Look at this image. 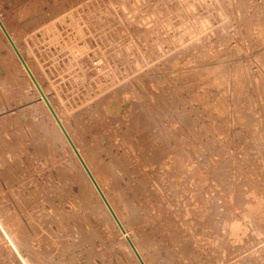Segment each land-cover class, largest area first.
Masks as SVG:
<instances>
[{
  "label": "rangeland",
  "instance_id": "374dc122",
  "mask_svg": "<svg viewBox=\"0 0 264 264\" xmlns=\"http://www.w3.org/2000/svg\"><path fill=\"white\" fill-rule=\"evenodd\" d=\"M0 9L55 104L44 67L77 106L79 132L113 149L104 157L124 165L123 182L145 190L156 239L182 244L191 231L198 252L178 264H264V0H0ZM3 38L0 264H136Z\"/></svg>",
  "mask_w": 264,
  "mask_h": 264
},
{
  "label": "bare ground",
  "instance_id": "6f19581e",
  "mask_svg": "<svg viewBox=\"0 0 264 264\" xmlns=\"http://www.w3.org/2000/svg\"><path fill=\"white\" fill-rule=\"evenodd\" d=\"M15 4V3H14ZM39 10V9H38ZM41 11V10H40ZM13 13H14V11H12ZM31 12V11H30ZM36 12H38V11H36ZM17 12H15L14 14H16ZM20 13V12H19ZM39 13V12H38ZM37 13V14H38ZM26 14V13H25ZM33 14V13H32ZM31 14V15H32ZM46 14V13H45ZM27 15V14H26ZM28 15L29 16H31L29 13H28ZM19 16H20V14H19ZM19 16L16 18L17 20H19L18 18H19ZM11 17V16H10ZM54 17V16H53ZM0 18H1V20H2V22H3V24L5 25V27L7 28V30L9 31V33L11 34V36H12V38L14 39V41H15V43L17 44V46L19 47V49H20V51H21V53L23 54V56L25 57V60L27 61V63H28V65H29V67H30V69L32 70V72H33V74L35 75V77L37 78V80H38V82L40 83V85L42 86V88H43V90L45 91V93H46V95H47V97L49 98V100H50V102L52 103V105H53V107H54V109L56 110V112H57V114L59 115V117H60V119H61V121L63 122V124H64V126H65V128L67 129V131L69 132V134H70V136L72 137V139H73V141L75 142V144H76V146H77V148L79 149V151L81 152V154H82V156H83V158L85 159V161H86V163L88 164V166H89V168L91 169V171H92V173H93V175L95 176V178L97 179V181H98V183H99V185L101 186V188H102V190L104 191V193H105V195L107 196V198H108V200L110 201V203H111V205L113 206V208H114V210H115V212L117 213V215L119 216V218H120V220H121V222L123 223V225H124V227H125V229H126V232L125 233H123L122 232V230L120 229V227H119V225L117 224V222H116V220H115V218L113 217V215H112V213L110 212V210H109V208L107 207V205L105 204V202H104V200H103V198L101 197V195H100V193H99V191L97 190V188H96V186H95V184L93 183V181L91 180V178H90V176H89V174L87 173V171H86V169L84 168V166H83V164H82V162L80 161V159L78 158V156H77V154L75 153V151H74V149L72 148V146H71V144H70V142H69V140L67 139V137H66V135H65V133L63 132V130H62V128H61V126L59 125V123L57 122V120H56V118L54 117V115L52 114V112H51V110L49 109V107H48V105L46 104V102L44 101V99H42V97H41V94H40V92H39V90H38V88L36 87V85H35V83H34V81L32 80V78H31V76L29 75V73H28V71L26 70V68L24 67V65L22 64V62H21V60L19 59V57H18V55H17V53H16V51L14 50V48L12 47V45H11V43L9 42V40H8V38H7V36H6V34L4 33V31H3V29L1 28V26H0V33L2 34V36L5 38V40H6V42L8 43V46H9V48H10V50H11V52H12V55L15 57V59H16V61L18 62V64H19V66H20V68L22 69V71L24 72V74L26 75V77H27V79H28V81H29V83L33 86V88H34V90H35V92H36V94H37V96L39 97V100H41L40 102L42 103V105L45 107V109H46V111L48 112V114H49V116H50V119H52V121H53V124H54V128H55V130L57 131V133H58V135H60V137L63 139V141L65 142V144L67 145V147L69 148V151H70V153L72 154V156L74 157V160L76 161V163L78 164V166L80 167V169H81V171H82V173L84 174V176H85V178H86V180H87V182H88V184H89V186H90V189L92 190V193H94L96 196H97V198H98V200H99V202L101 203V205H102V207H103V209H105V211H106V213H107V216L110 218V220H111V222L114 224V228H116L117 229V232L119 233V235H120V238H122V240H123V242H124V244H125V246L127 247V249H128V251L130 252V255L133 257V259L135 260V263L136 264H141L140 263V261L138 260V258L136 257V255H135V253H134V251L132 250V248L130 247V245L128 244V241H127V239H126V235H129L130 237H131V239L133 240V242L135 243V245H136V247H137V249L139 250V252L141 253V255H142V257L144 258V260H145V262L147 263V264H178L177 263V261H178V259H177V257H179V254H183L182 256H185V257H187V256H189V255H191V253H192V251H193V253L195 254V252L198 250H196L195 252H194V250H192V244H193V240H191L192 239V234H190V232L191 231H189V232H187V234L185 235V237L183 238L182 236V238H183V240L185 239L187 242L185 243V242H183L182 241V244L180 243V242H178V240H176V239H174V235L173 236H171V240H166L165 239V237H163L161 240H160V238H159V240L158 239H156V237H155V235L152 233V231L153 230H156L155 228H153L154 226H152V225H154V221L156 220L155 219V213L153 212V213H149V211H147V204H148V196L146 195V194H144V193H142L143 191H145L144 189H142L143 191L141 192V190H138L139 189V187L137 186L138 184H136L135 182H133L132 180H131V178H130V180L131 181H129V182H127L126 184L123 182V180H125V178H124V175H122V173H120L119 172V170H118V166H120V167H122L121 169L124 171H126V169H125V167H124V165H120V162H118L117 161V159H115L114 158V156H116V155H114L113 157H110V159H107V158H105L104 157V151L105 152H107V153H109V154H111V152L113 151V149L112 148H110V147H108L110 150L112 149V151L110 152V151H108V150H106V149H104L103 150V148L105 147L104 146V144H103V148L100 146V144L94 139H89L88 137H87V135H86V133L87 132H85V135H82L79 131L81 130L82 131V128H81V126H80V118L78 117V113H76L75 112V104H71V103H69V100L67 99V98H65V97H63L62 96V94L60 93V90H59V83H57V79H53V77L55 78V74H53V72H51V69L50 70H47V69H44V68H42L41 66L43 65H41L40 67L42 68V70H41V74H42V76H44L43 78L44 79H47V81H48V83L50 84V87H52L54 90H55V92H56V94H58L57 95V97H59V98H57L59 101H61V103H62V106L60 105V107L59 106H57L56 104H55V102H54V100H53V98L51 97V95L48 93V91H47V87L43 84V79H41L40 77H39V75L37 74L38 72H36V70H35V67H33L32 65H31V63H30V61H32V60H30V58H29V60L27 59V57L25 56V54H24V51L21 49V46H20V44L18 43V41H17V39H16V37H15V35L13 34L14 32L13 31H11L12 29L9 27V25L7 24V22H6V20H5V17H4V15L2 14V12H1V9H0ZM13 18H15V17H13ZM22 18V17H21ZM36 18H37V16H36ZM56 18V17H55ZM26 19L29 21L30 19L31 20H33L32 19V17H27L26 16ZM25 19V20H26ZM38 19V18H37ZM34 20H36V19H34ZM28 21H26V22H28ZM47 21V20H46ZM51 21V20H50ZM71 21V20H70ZM19 22V21H18ZM72 22V21H71ZM45 23V22H44ZM58 23V22H57ZM25 24V23H24ZM26 24H28V23H26ZM24 25V27L22 28L23 29V32H25V31H27L26 30V26L27 25ZM30 24V23H29ZM41 24V23H40ZM74 24V23H73ZM19 25V24H18ZM31 25V24H30ZM76 25V24H75ZM32 26V25H31ZM69 26V25H68ZM29 27V26H28ZM34 27V26H33ZM38 27V26H37ZM70 28V27H69ZM29 30V29H28ZM60 30V29H59ZM35 31V30H34ZM41 31V30H40ZM49 31V30H48ZM79 31H81V30H79ZM28 32V31H27ZM38 33V32H37ZM76 33H78V31L76 32ZM30 34H32V33H30ZM53 34V33H52ZM27 35H28V33H27ZM80 35V34H79ZM22 36V35H21ZM76 36V35H75ZM3 38V39H4ZM69 38V37H68ZM70 39V38H69ZM26 41V40H25ZM43 41V40H42ZM50 41V40H49ZM71 41V40H70ZM37 42V41H36ZM54 43V42H53ZM78 43V42H77ZM38 44V43H37ZM67 44V43H66ZM41 45V44H40ZM69 45H70V43H69ZM33 46V45H32ZM78 47V46H77ZM56 50V49H55ZM36 51V50H35ZM40 51V50H39ZM85 55V54H84ZM70 61V60H69ZM84 61V60H83ZM100 61H102V60H100ZM38 63V62H37ZM39 63H40V61H39ZM103 64V63H102ZM99 65H101V64H99ZM98 65V66H99ZM46 66V65H45ZM51 67V66H50ZM72 67V66H71ZM102 67H103V65H102ZM101 67V68H102ZM37 68V67H36ZM67 69H68V67H66ZM97 68H99V67H97ZM105 68H107V66L105 67ZM104 68V69H105ZM61 69V68H60ZM64 69V68H63ZM70 69V68H69ZM80 69V68H79ZM56 70H57V68H56ZM59 70V69H58ZM92 70V69H91ZM90 70V71H91ZM84 71V70H83ZM55 72V71H54ZM72 73V72H71ZM84 73V72H83ZM58 74V73H57ZM57 74H56V76H57ZM62 74V73H61ZM80 75V74H79ZM68 76H70V75H68ZM74 76V75H73ZM94 76V75H93ZM138 78V77H137ZM62 79V78H61ZM61 79H59L60 81H61ZM71 79V78H70ZM72 81V80H71ZM64 82H65V80H64ZM92 83V82H91ZM129 83V82H128ZM134 84V83H133ZM128 85V84H127ZM142 85V84H141ZM61 86V85H60ZM143 86V85H142ZM63 87V86H62ZM93 87V86H92ZM141 87V86H140ZM144 87V86H143ZM143 87H142V89H143ZM77 89V88H76ZM75 89V90H76ZM135 90V89H134ZM67 91V90H66ZM86 91V90H85ZM136 91H138V90H136ZM102 92V91H101ZM135 92V91H134ZM148 93V92H147ZM155 94V93H154ZM78 95V94H77ZM83 95V94H82ZM107 95H109V94H107ZM142 96V95H141ZM140 96V97H141ZM76 97V96H75ZM124 97V96H123ZM145 97V96H144ZM54 98H56V97H54ZM93 99V98H92ZM126 99V98H125ZM71 100V99H70ZM90 100V99H89ZM99 101V100H98ZM101 101V100H100ZM86 102V101H85ZM102 102V101H101ZM59 104H60V102H58ZM77 103V102H76ZM96 104V103H95ZM99 104V103H98ZM103 104V103H102ZM101 104V105H102ZM139 104V103H138ZM105 105V104H104ZM90 106V105H89ZM114 106V105H113ZM134 106V105H133ZM132 106V107H133ZM77 107V106H76ZM59 108L61 109V110H59ZM92 109V108H91ZM144 109V108H143ZM124 110V109H123ZM82 111V110H81ZM144 111V110H143ZM63 112H65V115H64V113ZM79 112V111H78ZM96 112H98V111H96ZM113 112V111H112ZM116 112V111H115ZM82 113V112H81ZM100 113V112H99ZM103 113V111L101 112V114ZM91 114V113H90ZM146 114V113H145ZM100 115V114H99ZM104 115V114H103ZM142 115V114H141ZM144 115V114H143ZM94 116V115H93ZM102 116V115H101ZM109 116V115H108ZM147 116H149V115H147ZM114 117V116H113ZM118 117V116H117ZM141 117V116H140ZM143 117V116H142ZM82 118V117H81ZM101 118V117H100ZM147 118V117H146ZM145 118V119H146ZM86 119V118H85ZM91 119V118H90ZM89 119V120H90ZM119 119H121V118H119ZM93 120H96V119H93ZM100 120V119H99ZM99 120H98V123H99ZM118 120V119H117ZM132 121V120H131ZM155 121H157V120H155ZM35 122V121H34ZM71 122H73V124L75 123V128H76V132H74L75 131V129L73 130L72 128H71V126H70V123ZM83 122V121H82ZM143 122V121H142ZM148 122H149V120H148ZM86 123V122H85ZM97 123V124H98ZM116 123V122H115ZM87 124V123H86ZM96 124V125H97ZM100 125V124H99ZM168 125V124H167ZM39 126V125H38ZM83 126H85V125H83ZM87 126V125H86ZM88 126H92L91 124L90 125H88ZM94 126V125H93ZM143 127H144V125H143ZM45 128V127H44ZM106 128V127H105ZM114 128V127H113ZM145 128V127H144ZM88 129L90 130V128L88 127ZM96 129V128H95ZM43 130V129H42ZM84 130V129H83ZM85 130H86V128H85ZM97 130V129H96ZM106 130V129H105ZM41 131V130H40ZM150 131V130H149ZM148 131V132H149ZM175 131V130H174ZM34 132V131H33ZM46 132V131H45ZM83 132V131H82ZM97 132V131H96ZM99 132V131H98ZM102 132V131H101ZM100 132V133H101ZM41 133V132H40ZM42 133H44V132H42ZM53 133V132H52ZM93 133V132H92ZM50 134V133H49ZM90 134V133H89ZM102 134V133H101ZM100 134V135H101ZM122 134V133H121ZM133 134V133H132ZM176 134H178V133H176ZM97 135V134H96ZM95 135V136H96ZM126 135V134H125ZM173 135H175V133L173 134ZM47 136V135H46ZM91 136V135H90ZM120 136V135H119ZM122 136V135H121ZM156 136V135H155ZM162 136H164V135H162ZM52 137V136H51ZM98 137V139H99V136H97ZM170 137V136H169ZM180 137V136H179ZM92 138V137H91ZM101 138V137H100ZM116 138V137H115ZM38 139V138H37ZM102 139V138H101ZM174 139V138H173ZM131 140V139H130ZM135 140V139H134ZM54 141V140H53ZM101 141V140H100ZM153 141V140H152ZM142 142V141H141ZM113 143V142H112ZM53 144V143H52ZM55 144V143H54ZM131 144V143H130ZM167 144V143H166ZM172 145V144H171ZM177 145V144H176ZM190 145V144H189ZM188 145V146H189ZM144 146V145H143ZM51 147H53V146H51ZM119 147V146H118ZM157 147V146H156ZM23 148V147H22ZM49 148V147H48ZM130 148V147H129ZM137 148V147H136ZM148 148V147H147ZM56 149V148H55ZM59 149V148H58ZM189 149V148H188ZM133 150V149H132ZM135 150V149H134ZM124 151V150H123ZM127 152V151H126ZM130 152V151H129ZM145 152V151H144ZM158 152V151H157ZM52 153V152H51ZM69 153V152H68ZM107 153H106V155H107ZM117 153V152H116ZM70 154V155H71ZM165 154H167V153H165ZM190 154V153H189ZM53 155V154H52ZM105 155V156H106ZM155 155V154H154ZM192 155H193V153H192ZM127 156V155H126ZM187 156V155H186ZM119 157V156H118ZM141 157H142V155H141ZM150 157V156H149ZM165 157V156H164ZM57 159V158H56ZM148 159V158H147ZM152 159V158H151ZM180 159V158H179ZM178 159V160H179ZM67 160V159H66ZM176 160V159H175ZM146 161V160H145ZM153 162H154V160H153ZM148 163V162H147ZM163 163V162H162ZM122 164V163H121ZM177 164V163H176ZM57 165V164H56ZM143 165V164H142ZM193 165V164H192ZM154 166V165H153ZM152 166V167H153ZM165 166V165H164ZM173 166V165H172ZM202 166V165H201ZM127 167V166H126ZM175 167V166H174ZM120 169V170H121ZM134 169V168H133ZM167 169V168H166ZM198 169V168H197ZM209 169V168H208ZM146 170V169H145ZM166 171V170H165ZM175 171V170H174ZM185 171V170H184ZM73 172V171H72ZM127 172V171H126ZM208 172V171H207ZM64 173V172H63ZM182 173V172H181ZM188 173V172H187ZM67 174V173H66ZM188 175V174H187ZM194 175V174H193ZM51 176V175H50ZM168 176V175H167ZM195 176V175H194ZM202 177V176H201ZM179 178V177H178ZM191 178V177H190ZM208 178V177H207ZM74 179V178H73ZM183 180V179H182ZM187 180H188V178H187ZM202 180H203V178H202ZM137 181H138V179H137ZM162 181V180H161ZM221 181V180H220ZM224 181V180H223ZM198 182V181H197ZM159 183V182H158ZM218 183V182H217ZM223 183H225V182H223ZM72 184V183H71ZM107 184H109L108 185V187H110V190H111V192H109L107 189H106V185ZM193 184V183H192ZM143 185V184H142ZM198 186V185H197ZM144 187V186H143ZM182 187V186H181ZM184 187V186H183ZM64 188V187H63ZM148 188V187H147ZM189 188V187H188ZM225 188V187H224ZM146 189V188H145ZM162 189V188H161ZM230 189V188H229ZM151 190V189H150ZM167 190V189H166ZM186 190V189H185ZM54 192V191H53ZM82 193H83V195H84V197H86V198H89V195L84 191V190H82L81 191ZM172 192V191H171ZM185 192V191H184ZM212 192V191H211ZM223 192V191H222ZM112 193V194H111ZM168 193V192H167ZM175 193V192H174ZM187 193V192H186ZM51 194V193H50ZM152 194V193H151ZM179 194V193H178ZM227 194V193H226ZM225 194V195H226ZM44 195V194H43ZM189 195V194H188ZM196 195V194H195ZM45 196H47V195H45ZM235 196H237V195H235ZM66 197V196H65ZM65 197H64V199H65ZM150 197H151V195H150ZM160 197V196H159ZM162 197V196H161ZM204 197V196H203ZM63 198V197H62ZM69 198V197H68ZM175 198V197H174ZM214 198V197H213ZM165 199V198H164ZM223 200V199H222ZM49 201V200H48ZM150 201H152V200H150ZM149 201V202H150ZM226 201V200H225ZM71 202V201H70ZM86 202V201H85ZM92 202V201H91ZM139 202H143L144 203V209L146 208V210L145 211H147V212H143L141 209H142V207L143 206H141L140 205V203ZM165 202V201H164ZM190 202V201H189ZM210 202H211V200H210ZM224 202V201H223ZM80 203V202H79ZM158 203H159V201H158ZM185 203V202H184ZM150 204V203H149ZM161 204V203H160ZM164 204V203H163ZM168 204V203H167ZM178 204V203H177ZM181 204V203H180ZM201 204V203H200ZM53 205V204H52ZM76 205V204H75ZM94 205V204H93ZM152 205V204H151ZM164 205H166V204H164ZM222 205V204H221ZM231 205V204H230ZM38 206V205H37ZM146 206V207H145ZM153 206V205H152ZM163 206V205H162ZM168 206H170V205H168ZM204 206V205H203ZM214 206V205H213ZM54 207V206H53ZM52 207V208H53ZM82 207V206H81ZM93 207V206H92ZM151 207V206H150ZM149 207V208H150ZM167 207V206H166ZM211 207V206H210ZM217 207V209H218V205L216 206ZM220 207V206H219ZM225 207H227V206H225V205H223V208H222V210H218L219 212L220 211H224V208ZM42 208V207H41ZM165 208V207H164ZM37 209V208H36ZM65 209V208H64ZM160 209V208H159ZM171 209V208H170ZM200 209V208H199ZM221 209V208H220ZM226 209V208H225ZM228 209V208H227ZM32 210V209H31ZM150 210V209H149ZM155 210V209H154ZM161 210H163V208L161 209ZM160 210V211H161ZM166 210V209H165ZM39 211V210H38ZM50 211V210H49ZM67 211V210H66ZM159 211V210H158ZM159 211V212H160ZM200 211H201V209H200ZM208 211V210H207ZM59 212V211H58ZM80 212V211H79ZM82 212V211H81ZM164 212V211H163ZM186 212V211H185ZM217 212V211H216ZM234 212V211H233ZM45 213V212H44ZM174 213V212H173ZM209 213V212H208ZM225 213V212H224ZM223 213V214H224ZM228 213V212H227ZM156 214H158V212L156 213ZM183 214V213H182ZM205 214V213H204ZM223 214H222V216H223ZM229 214V213H228ZM228 214H226V216L228 215ZM36 215V214H35ZM72 215V214H71ZM159 215V214H158ZM217 215V214H216ZM225 215V214H224ZM54 216H55V214H54ZM92 216V215H91ZM168 216V215H167ZM233 216V215H232ZM236 216V215H235ZM50 217H51V214H50ZM56 217V216H55ZM160 217V216H159ZM172 216H170V218H171ZM186 217V216H185ZM184 217V218H185ZM229 217V216H228ZM64 218V217H63ZM76 218V217H75ZM90 218V217H89ZM157 218V217H156ZM175 218V217H174ZM187 218V217H186ZM185 218V219H186ZM216 218V217H215ZM223 218V217H222ZM39 219V218H38ZM189 219H193V218H189ZM231 219V218H230ZM109 220V219H108ZM164 220V219H163ZM175 220H177V218L175 219ZM175 220H174V222H175ZM183 220L184 219H182V222H183ZM218 220V219H217ZM220 220V219H219ZM221 220H223V219H221ZM224 220H225V218H224ZM162 221V220H161ZM178 221V220H177ZM204 221V220H203ZM16 222V221H15ZM36 222H38V221H36ZM165 222H166V219H165ZM168 222H171V221H169L168 220ZM216 222V221H215ZM214 222V223H215ZM226 222V221H225ZM157 223H158V221H157ZM157 223H155V224H157ZM161 223V222H160ZM186 223V222H185ZM189 223V222H188ZM191 224H193L192 222H190ZM201 223V222H200ZM211 222H209V224H210ZM221 223V222H220ZM132 224V228H134L135 227V230L140 234H137V235H139V236H142L141 238H143V243H144V246H143V244L141 245V244H139V242H137V240L135 239V236H134V233H133V231L131 232V227H130V225ZM162 224V223H161ZM171 224V223H170ZM179 223H177V225H178ZM191 224H190V226H191ZM202 224V223H201ZM208 224V223H207ZM11 225V224H10ZM13 225H15L14 224V222H13ZM160 225V224H159ZM174 225H175V223H174ZM174 225H172V226H174ZM185 225V224H184ZM199 225V224H198ZM228 225V224H227ZM232 225V224H231ZM239 225V224H238ZM164 226V225H163ZM181 226H182V224H181ZM187 226V225H186ZM190 226H187V228L188 227H190ZM204 226V225H203ZM206 226V225H205ZM14 227V226H13ZM159 227H161V225L159 226ZM183 227V226H182ZM185 227V226H184ZM192 227V226H191ZM190 227V228H191ZM214 227H215V225H214ZM217 227H218V224H217ZM216 227V228H217ZM82 228V227H81ZM196 229H197V227H195ZM208 228H209V226H208ZM3 229V228H2ZM18 229H20V228H18ZM167 229V228H166ZM171 229V228H170ZM194 229V228H193ZM202 229V228H201ZM3 230H5V229H3ZM160 230H163V229H159V231ZM187 230V229H186ZM189 230V229H188ZM187 230V231H188ZM191 230V229H190ZM223 230V229H222ZM221 229L219 230V231H222ZM231 230V229H230ZM42 231V230H41ZM158 231V232H159ZM172 231V230H171ZM216 231V230H215ZM82 232V231H81ZM135 232V231H134ZM137 232H135V234L137 233ZM182 232H183V230H182ZM194 232V230L192 231V233ZM217 232H218V230H217ZM5 233V232H4ZM154 233H157V232H154ZM165 233V229H164V231H163V233L162 234H164ZM167 233V232H166ZM165 233V234H166ZM174 233V232H173ZM195 233V232H194ZM197 233H198V231H197ZM205 233V232H204ZM206 233H207V231H206ZM213 233V232H212ZM226 233V232H225ZM164 234V235H165ZM177 234V233H176ZM203 234V233H202ZM221 233H219V235H220ZM223 234V233H222ZM88 235V234H87ZM179 235H181V234H179ZM179 235L177 234L176 236H178L179 237ZM195 235H197V234H195ZM194 235V236H195ZM198 235H199V233H198ZM238 235V234H237ZM251 235V234H250ZM159 236V235H158ZM213 236V235H212ZM221 236V235H220ZM226 236V235H225ZM87 237V236H86ZM214 237H215V235H214ZM217 237H218V235H217ZM216 237V238H217ZM236 237V236H235ZM197 237H195V239H196ZM200 238H201V236H200ZM220 238V237H219ZM218 238V239H219ZM221 238H222V236H221ZM220 238V239H221ZM230 238V237H229ZM137 239H138V237H137ZM140 239V238H139ZM168 239H169V237H168ZM179 239H180V237H179ZM194 239V238H193ZM233 239V238H232ZM141 240V239H140ZM225 240V239H224ZM63 241V240H62ZM139 241V240H138ZM220 241L221 240H219V242H217V245H218V243H220ZM101 242V241H100ZM195 242V241H194ZM32 243V242H31ZM65 243V242H64ZM75 243V242H74ZM178 243V244H177ZM184 243V244H183ZM222 244H223V242H221ZM102 244V243H101ZM149 245V248H150V250L149 251H151V259H154V263H152L153 262V260L151 261V259L149 260V259H147V257L145 256L146 254H145V252H143L144 250V248L146 247V250H147V246ZM178 245H182L181 246V250H178V248H180V246H178ZM217 245H214V246H217ZM240 245V244H239ZM243 245V244H242ZM177 246H178V248H177ZM195 247H196V245H194ZM200 246V245H199ZM219 246H221V244L219 245ZM95 247V246H94ZM197 247H198V245H197ZM212 248H214V247H212ZM217 248H218V246H217ZM221 248V247H220ZM227 248V247H226ZM225 248V249H226ZM229 248V247H228ZM28 249V248H27ZM215 250H216V248H214ZM222 249V248H221ZM225 249H222V251L223 250H225ZM60 250H61V248H60ZM238 250H236L235 252H237ZM198 252V251H197ZM224 252V251H223ZM241 252V251H240ZM251 252V251H250ZM31 253V252H30ZM100 253V252H99ZM148 253V252H147ZM217 253V252H216ZM215 253V254H216ZM211 254V253H210ZM241 255V254H240ZM48 256H49V254H48ZM206 256V255H205ZM218 256V255H217ZM226 256V255H225ZM243 256V255H242ZM222 257H224L223 255H222ZM244 257V256H243ZM75 258V257H74ZM188 258V257H187ZM190 258V257H189ZM196 258V257H195ZM217 258V257H216ZM258 258V257H257ZM220 259V258H219ZM230 259V258H229ZM84 260V259H83ZM184 260V259H183ZM192 260V259H191ZM213 260V259H212ZM222 260V259H221ZM220 260V261H221ZM232 260V259H231ZM48 261V260H47ZM24 262V261H23ZM56 262V261H55ZM69 262V261H68ZM181 262V261H180ZM215 262V261H214ZM232 262V261H231ZM253 262V261H252ZM25 263V262H24ZM37 264V263H36ZM73 264V263H72ZM104 264V263H103ZM220 264V263H219Z\"/></svg>",
  "mask_w": 264,
  "mask_h": 264
},
{
  "label": "water",
  "instance_id": "95a60500",
  "mask_svg": "<svg viewBox=\"0 0 264 264\" xmlns=\"http://www.w3.org/2000/svg\"><path fill=\"white\" fill-rule=\"evenodd\" d=\"M0 26L3 29L4 33L6 34L9 42L11 43L12 47L14 48V50L16 51L19 59L21 60L22 64L24 65V67L26 68V70L28 71L29 75L31 76L32 80L34 81L36 87L38 88L42 99H44V101L46 102V104L48 105L49 109L51 110L52 114L54 115V117L56 118L57 122L59 123V125L61 126L63 132L65 133L67 139L69 140L72 148L74 149L75 153L77 154L78 158L80 159V161L82 162L84 168L86 169L87 173L89 174L91 180L93 181V183L95 184L97 190L99 191L101 197L103 198L105 204L107 205V207L109 208L110 212L112 213L113 217L115 218L117 224L119 225L120 229L122 230L123 233L126 232V229L123 225V223L121 222L119 216L117 215V213L115 212L113 206L111 205L110 201L108 200L107 196L105 195L104 191L102 190L101 186L99 185L97 179L95 178V176L93 175L91 169L89 168L88 164L86 163L85 159L83 158L81 152L79 151V149L77 148L75 142L73 141L72 137L70 136L69 132L67 131V129L65 128L63 122L61 121L59 115L57 114L56 110L54 109L52 103L50 102L49 98L47 97L45 91L43 90L42 86L40 85V83L38 82L37 78L35 77V75L33 74L32 70L30 69L27 61L25 60V57L23 56V54L21 53L19 47L17 46V44L15 43L14 39L12 38L11 34L9 33V31L7 30V28L5 27V25L3 24L1 18H0ZM126 239L128 241V244L130 245V247L132 248V250L134 251L136 257L138 258V260L140 261L141 264H147L144 260V258L142 257L141 253L139 252V250L137 249L135 243L133 242V240L131 239V237L129 235H126Z\"/></svg>",
  "mask_w": 264,
  "mask_h": 264
}]
</instances>
